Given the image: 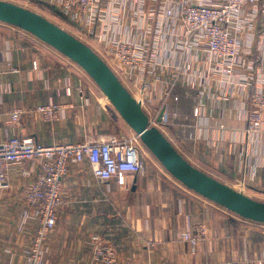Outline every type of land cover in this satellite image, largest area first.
<instances>
[{
	"label": "crops",
	"instance_id": "1",
	"mask_svg": "<svg viewBox=\"0 0 264 264\" xmlns=\"http://www.w3.org/2000/svg\"><path fill=\"white\" fill-rule=\"evenodd\" d=\"M37 1L64 14L58 0ZM203 1L223 0H100L91 33L81 29L83 41L102 52L113 38H135L142 63L125 69L122 82L133 94L144 82L151 84L147 112L158 120L164 111L160 128L192 164L264 200V121L260 133L247 137L245 132L252 94L264 91V3L247 4L234 17L239 52L223 61L200 35H185L181 4ZM169 9L172 16L167 15ZM70 22L78 27L75 20ZM91 81L55 48L0 22V141L14 134L43 144L132 134ZM168 81L175 85L166 95ZM52 102L70 105L59 121L26 117L19 128L12 127L10 112L15 107ZM40 163L13 165L9 187L0 189V264L28 263L39 219L26 193ZM154 172L148 168L144 174H131L120 185L95 179L86 162L70 161L57 225L45 240L42 264H96L93 234L115 247L116 264H264V224ZM201 224L207 226L209 238L193 249L181 232Z\"/></svg>",
	"mask_w": 264,
	"mask_h": 264
},
{
	"label": "built area",
	"instance_id": "2",
	"mask_svg": "<svg viewBox=\"0 0 264 264\" xmlns=\"http://www.w3.org/2000/svg\"><path fill=\"white\" fill-rule=\"evenodd\" d=\"M100 0H58L57 6L72 20L78 22L86 34L92 31L98 14ZM264 3V0H223L219 4L183 3L180 6L185 35H200L208 50L221 60L233 59L238 55L239 43L233 31V19L242 13L247 4ZM172 9L167 15L172 16ZM97 52L109 63L120 78L125 69L136 68L142 63L141 44L133 37L113 38L109 47ZM122 80V79H121ZM174 82L165 83V93L169 95ZM151 84L144 82L134 96L146 110L151 101ZM70 108L66 103H42L35 106H19L10 112L12 127L19 128L26 117H41L46 122H55L63 118ZM147 111V110H146ZM151 123L160 126L166 120L162 116L159 122L156 115L149 112ZM264 91L252 94L251 107L247 115L246 135L253 137L263 130ZM144 144L137 133L130 135H112L108 138H89L81 142L43 144L32 136L14 134L0 141V189L9 187L10 170L15 164L40 160V168L29 183L26 201L39 219L35 237L28 256L27 264H42L44 243L49 233L57 225V213L62 204V180L67 173L70 161L86 162L100 182L115 180L120 185L127 182L131 174H144ZM31 172H36L33 168ZM28 176V174H27ZM241 190V189H239ZM245 191V190H241ZM181 238L192 248L209 238L205 224L181 232ZM92 260L96 264H115L118 254L114 246L98 234L92 237ZM152 246L153 243L149 242ZM264 259V258H263Z\"/></svg>",
	"mask_w": 264,
	"mask_h": 264
},
{
	"label": "water",
	"instance_id": "3",
	"mask_svg": "<svg viewBox=\"0 0 264 264\" xmlns=\"http://www.w3.org/2000/svg\"><path fill=\"white\" fill-rule=\"evenodd\" d=\"M0 22L34 35L80 66L140 136L144 146L187 189L244 219L264 224V200L254 198L192 164L160 126L151 123L149 113L92 46L43 14L10 0H0ZM163 114L162 110L158 121Z\"/></svg>",
	"mask_w": 264,
	"mask_h": 264
},
{
	"label": "rangeland",
	"instance_id": "4",
	"mask_svg": "<svg viewBox=\"0 0 264 264\" xmlns=\"http://www.w3.org/2000/svg\"><path fill=\"white\" fill-rule=\"evenodd\" d=\"M10 1L16 2V3L21 4V5H24L26 7H29L31 9L43 14L44 16H46L50 20L56 22L57 24H59L60 26H62L65 29H67L68 31L72 32L73 34H75L76 36L81 38L82 40L85 39V35H84L85 32L81 30V27L79 26V24H78V27L74 26L70 22L72 20L70 19V21H69L70 17L66 16V15H64L62 13H59V10H58V8L56 6H54L52 4H47L46 2H44V3L38 2L37 0H10ZM91 80H92V78H91ZM91 83H92L93 86H97V84L93 80L91 81ZM96 88H98L97 90H98L100 96L102 98H104L105 100H107L105 95L100 90V88L98 86ZM107 102L110 103L109 101H107ZM132 133H134L133 130H132ZM143 158H144V161H145V170H147L149 168L152 173H153V171H155L154 173H156V174L157 173L166 174L170 178H172L173 180H176L171 174H169L166 171V169L159 162V160L146 147H144V156H143ZM176 182H178L179 184H182V183H180L177 180H176ZM182 186H184V185L182 184ZM244 192L246 194H248L247 191H244ZM259 199H261V198H259Z\"/></svg>",
	"mask_w": 264,
	"mask_h": 264
},
{
	"label": "bare ground",
	"instance_id": "5",
	"mask_svg": "<svg viewBox=\"0 0 264 264\" xmlns=\"http://www.w3.org/2000/svg\"><path fill=\"white\" fill-rule=\"evenodd\" d=\"M107 98V97H106Z\"/></svg>",
	"mask_w": 264,
	"mask_h": 264
},
{
	"label": "trees",
	"instance_id": "6",
	"mask_svg": "<svg viewBox=\"0 0 264 264\" xmlns=\"http://www.w3.org/2000/svg\"><path fill=\"white\" fill-rule=\"evenodd\" d=\"M116 264V263H115Z\"/></svg>",
	"mask_w": 264,
	"mask_h": 264
}]
</instances>
